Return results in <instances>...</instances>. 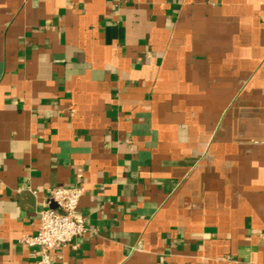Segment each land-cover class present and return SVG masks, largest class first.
Masks as SVG:
<instances>
[{
	"label": "crops",
	"instance_id": "0c3cea01",
	"mask_svg": "<svg viewBox=\"0 0 264 264\" xmlns=\"http://www.w3.org/2000/svg\"><path fill=\"white\" fill-rule=\"evenodd\" d=\"M54 186L53 264H264V0H0V264Z\"/></svg>",
	"mask_w": 264,
	"mask_h": 264
},
{
	"label": "built area",
	"instance_id": "2783aa9c",
	"mask_svg": "<svg viewBox=\"0 0 264 264\" xmlns=\"http://www.w3.org/2000/svg\"><path fill=\"white\" fill-rule=\"evenodd\" d=\"M48 193L37 233L23 238L32 247L36 264H53L54 250L67 246L88 230L85 218L78 213L83 186H54L48 188Z\"/></svg>",
	"mask_w": 264,
	"mask_h": 264
}]
</instances>
